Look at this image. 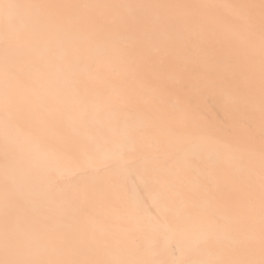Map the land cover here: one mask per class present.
<instances>
[{
    "label": "bare ground",
    "instance_id": "obj_1",
    "mask_svg": "<svg viewBox=\"0 0 264 264\" xmlns=\"http://www.w3.org/2000/svg\"><path fill=\"white\" fill-rule=\"evenodd\" d=\"M116 247L264 264V0H0V264Z\"/></svg>",
    "mask_w": 264,
    "mask_h": 264
},
{
    "label": "rangeland",
    "instance_id": "obj_2",
    "mask_svg": "<svg viewBox=\"0 0 264 264\" xmlns=\"http://www.w3.org/2000/svg\"><path fill=\"white\" fill-rule=\"evenodd\" d=\"M102 77V76H101ZM103 78V77H102ZM173 102H175L174 100H173ZM176 103V102H175ZM95 113L94 112H92L91 113V115H90V117L92 118V119H96L95 118V116H96V114H95V116L94 117H92L93 115H94ZM109 145V144H108ZM112 147V146H111ZM63 169V168H62ZM61 169V170H62ZM56 171H59V169L57 168L56 169ZM54 191L55 190H52V194L53 195H56V193H58V192H56L55 191V193H54ZM54 200H55V205H54V207H53V209L54 210H58V208H60L59 206H62V208L64 207V209L61 211V216H60V218H58V219H56V221H51V222H49V223H44V222H42L41 223V225L42 226H45L46 224H48L49 226H51V227H61V226H67V225H69V220L67 219V214H69V216H72L73 215V213H72V207H70L71 205H69L68 203H66V199L64 198L63 200H56L55 198H54ZM56 207V208H55ZM52 209V210H53ZM88 217V218H87ZM118 215H113V217H112V219H111V222H109V225L110 226H113V225H115V222L118 220ZM85 219H86V221L87 222H89V221H92L93 219H94V217L92 216V215H86L85 216ZM52 223V224H51ZM45 224V225H44ZM65 224H67V225H65ZM186 224V225H185ZM183 223L182 224V226L179 228V230H181L182 232H185V233H188V232H190L193 228V226H189V224H187V223ZM187 226H189V227H187ZM188 229H187V228ZM187 231V232H186ZM171 245V244H170ZM170 245H169V247H167L168 248V250H167V255H168V258L171 260V259H173L174 258V254H173V248L172 247H170ZM105 251V250H104ZM133 251H135V248H130L128 251H127V258H126V260L123 262V264H128V259L132 256V252ZM103 255H104V258H107V260L109 261V264H119V262H118V260L116 259V257H114L115 255H117L118 256V254H121V256H122V254H123V251L119 248V247H116V252L115 253H112V252H104V253H102ZM120 256V257H121Z\"/></svg>",
    "mask_w": 264,
    "mask_h": 264
}]
</instances>
